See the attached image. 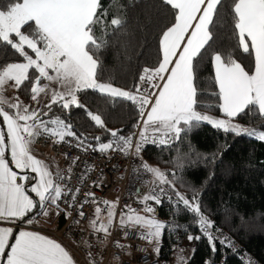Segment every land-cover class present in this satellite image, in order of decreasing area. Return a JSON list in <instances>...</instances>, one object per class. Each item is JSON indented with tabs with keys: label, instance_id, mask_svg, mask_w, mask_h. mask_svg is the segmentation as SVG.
<instances>
[{
	"label": "snow or ice",
	"instance_id": "snow-or-ice-1",
	"mask_svg": "<svg viewBox=\"0 0 264 264\" xmlns=\"http://www.w3.org/2000/svg\"><path fill=\"white\" fill-rule=\"evenodd\" d=\"M125 3L123 0L120 7ZM159 4L167 12L164 19L168 22L157 33L156 62L152 67H144L137 84L126 90L101 82L98 75L103 71L100 57L111 46L112 37L126 34L123 11L104 8L101 0H0V44L10 46L21 58L0 64V221L31 224V219L24 220L29 213L44 209L42 214L47 216L50 205L59 208V202L71 194L65 214L71 216L68 209H72L80 218H89L94 233L103 237L111 235L118 198L98 201L94 192L85 190V198L80 201L77 194L81 189L77 187L73 191L68 186L72 165L77 164L79 157L72 159L67 169L53 172L48 163L32 152L37 138L46 137L54 144H61L67 142L66 137H72L77 141L75 146L84 151L91 148L124 156L131 153L139 161L137 171L153 178L147 192L141 195L137 190L144 214L125 204L118 227L153 244L158 254L165 224L156 218V209L149 202L161 205L162 196L171 189L177 206L182 205L194 214L215 252L216 238L210 231L214 223L202 212L198 197L189 198L181 193L177 189V183L181 182L177 173H165L149 165L141 153L147 144H172L180 139L181 133L202 122L225 133L264 142V130L234 122L246 110L264 118V0H230L229 5L224 0H159ZM222 9L227 15L222 16ZM222 20L235 44L233 50L220 47L211 56L214 84L218 87L213 95L225 117L217 119L198 110L196 68L197 58H202L217 39L214 30ZM234 51L247 55L248 68L235 58ZM9 88L15 93L13 96L6 95ZM85 89L135 106L140 117L135 125L140 129L135 144V133L124 136L118 129H108L99 113L86 112L94 125L105 129L112 139L100 142L99 136L94 137L98 148L86 144L87 137L78 135L66 119L50 115L53 106L65 111L84 108L78 93ZM21 91H26L27 103L21 100ZM43 97L47 99L41 105ZM177 166L183 167L179 161ZM83 177L81 174L77 179L86 183ZM86 205H95L92 213H85ZM129 231L124 232L125 238ZM193 239L199 240L200 236H188L189 241ZM225 242L234 246L230 241H221ZM115 243L118 248L124 247L119 240ZM0 261L2 264H74L69 252L56 240L37 231L14 232L12 227H0ZM179 264H186V258L182 257ZM248 264L252 262L249 260Z\"/></svg>",
	"mask_w": 264,
	"mask_h": 264
},
{
	"label": "trees",
	"instance_id": "trees-1",
	"mask_svg": "<svg viewBox=\"0 0 264 264\" xmlns=\"http://www.w3.org/2000/svg\"><path fill=\"white\" fill-rule=\"evenodd\" d=\"M122 2L101 0L104 8L125 13L127 31L123 37H112L111 46L100 57L103 71L98 75L101 82L131 90L137 84L141 70L155 64L157 33L168 20L164 19L167 12L161 10L159 0H126L121 8ZM224 3L229 5L230 0H224ZM221 14L227 15L226 10L222 9ZM149 24L151 27H146ZM214 35L217 39L212 47L202 58H197L198 110L223 119L219 101L213 95L218 92V87L214 84L211 56L220 47L233 50L235 41L223 20L218 22ZM234 56L246 68L250 66L246 54L234 51ZM20 59L10 46L0 44V64ZM19 96L25 103L28 102L26 91L19 92ZM78 98L84 108L72 107L65 111L53 106L50 115L66 119L78 135L87 137L86 142H93L98 147L94 137L99 136L100 142L112 139L105 129L94 125L87 117V111L101 114L106 127L120 130L121 135H130L135 131L140 117L130 102L107 97L92 89L81 91ZM234 122L264 130V118L248 110L236 117ZM143 157L149 165L159 167L165 173L175 171L181 181L177 183V189L189 198L196 195L202 212L214 223L212 230L221 232L237 246L236 251H231L216 243L213 252L194 214L182 205L177 206L176 197L171 189H167L171 201L159 206L154 204L155 215L165 224L157 254L163 263L171 261L179 249L190 246L192 250L187 264H244L238 256L241 252L248 253L258 264H264V142L246 135L225 133L202 122L181 133L180 139L170 145L146 146ZM178 161L183 167L177 166ZM62 223L61 212L58 227ZM189 235L200 236V239L189 241Z\"/></svg>",
	"mask_w": 264,
	"mask_h": 264
},
{
	"label": "built area",
	"instance_id": "built-area-1",
	"mask_svg": "<svg viewBox=\"0 0 264 264\" xmlns=\"http://www.w3.org/2000/svg\"><path fill=\"white\" fill-rule=\"evenodd\" d=\"M139 128L136 127L133 136V144L138 139ZM132 133V134H133ZM130 134V135H132ZM129 136V135H126ZM65 143L54 144L46 137L37 138V143L47 148L62 159V165L59 169H67L71 164V160L79 157L76 165H72V179L68 183L70 188L79 187L81 192L77 194V199L84 200V191H91L95 193L96 199L102 201L109 199L110 196L115 195L117 201V218L113 222L111 228V235L103 237L102 234L94 233L89 222V218H80L76 211L68 209L72 212L71 216L65 214L67 204L70 203V195L64 197L59 202V209L63 215V223L55 230H49L47 233L60 243L67 251L73 254L80 263L86 264L85 257L90 256L98 262V264H109L115 261L117 264H171V262L163 263L153 250L154 245L141 239L138 234H133L128 229H121L117 226L119 214L123 210L125 204L132 205L137 196V190L153 179L149 174L138 172V159L131 153L124 156L118 152L100 153L93 151L91 148L84 151L77 148L75 145L77 141L72 137H66ZM97 145L93 142H86ZM162 146L157 144H147L144 146ZM98 148V147H97ZM144 150V149H143ZM143 157V151L141 153ZM67 157V159H66ZM144 159V157H143ZM84 174L86 183L78 181L77 177ZM99 184V187L94 185ZM63 183V182H61ZM169 195L162 196V203H168ZM95 205L85 206L83 209L86 214L93 212ZM103 207V205H101ZM106 215V213H102ZM79 220V223L76 221ZM15 228L21 227L18 224L13 225ZM129 231L127 238L124 232ZM215 239V244L219 243L222 246L228 247L231 251H236V244L229 246L227 242L230 241L224 234L210 230ZM119 240L124 247L118 248L115 241ZM240 260L244 264H248L249 260L252 264H258L248 253L241 252L238 254Z\"/></svg>",
	"mask_w": 264,
	"mask_h": 264
},
{
	"label": "crops",
	"instance_id": "crops-1",
	"mask_svg": "<svg viewBox=\"0 0 264 264\" xmlns=\"http://www.w3.org/2000/svg\"><path fill=\"white\" fill-rule=\"evenodd\" d=\"M9 90L13 93V95L15 94L11 88H9ZM32 152L35 156H37V158L44 160L46 163H48L49 167L53 170V172H55L62 165V159L53 152L49 151L47 148L40 146L37 143V140L32 145ZM31 195L34 196V194ZM43 211L44 209H36L32 212V214L29 217L24 219V220L31 219L32 220L31 224H27L25 222L18 224V221H16L15 223L8 221H0V227H12L14 229V232L20 229L37 231L43 235L48 236L51 239H54L47 232L49 230H55L58 227L61 211L55 205H50L48 207L47 216L42 214ZM14 224H18L21 227L15 228L13 226ZM69 254L73 258L74 264H82L73 254H71L70 252ZM85 261L86 264H91L92 261H94V264H98V262L93 258H91L90 256L85 257ZM0 264H2V261H0ZM109 264H117V263L115 261H111Z\"/></svg>",
	"mask_w": 264,
	"mask_h": 264
},
{
	"label": "rangeland",
	"instance_id": "rangeland-1",
	"mask_svg": "<svg viewBox=\"0 0 264 264\" xmlns=\"http://www.w3.org/2000/svg\"><path fill=\"white\" fill-rule=\"evenodd\" d=\"M6 95L7 96H13V93L8 89ZM46 99H47L46 97H43L41 99V105L45 102ZM252 138H254V137H252ZM148 190H149V184L148 185H145V186H142L140 188V194L142 195L143 193L147 192ZM108 200H110V201H116V196L115 195H112V196H110V198ZM149 203L151 204V206L154 207V203H152V202H149ZM130 206H131V208L136 209L139 214H141V215L144 214L143 213V207H144V205L139 202L138 195L135 198V202L132 205H130ZM156 218H157V216H156ZM157 219L162 222L161 219H159V218H157ZM160 244H161V240H160ZM160 244H159V247H160ZM191 250H192V248H190V246L186 247L185 249H179L174 254L173 258L171 259V261H170L171 264H179V262H180V260H181L182 257L183 258H186V264H187L188 258H189L190 253H191Z\"/></svg>",
	"mask_w": 264,
	"mask_h": 264
}]
</instances>
